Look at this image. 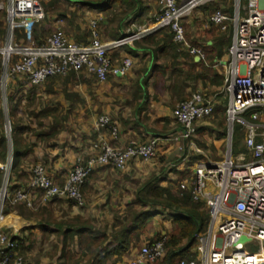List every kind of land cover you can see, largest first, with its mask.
Masks as SVG:
<instances>
[{
	"label": "crops",
	"instance_id": "1",
	"mask_svg": "<svg viewBox=\"0 0 264 264\" xmlns=\"http://www.w3.org/2000/svg\"><path fill=\"white\" fill-rule=\"evenodd\" d=\"M176 1L182 3L186 0ZM232 2V0L212 1L195 9L183 20L187 44L202 50L205 59L190 54L187 46L176 43L175 48L163 47L161 44L162 49L153 56L149 50L155 47L144 42L151 36L146 37L133 46H125L109 53L114 66L119 65L126 57L133 59L134 66L126 77L111 75L106 82L101 83L98 80L94 82L97 86L101 85L106 89H115L117 85H121L125 95L121 94L117 100H113L111 95L105 96L95 90L98 87L92 82L78 83L75 85L77 104L73 103L71 119L61 122L60 127L62 124L63 127L57 129L58 133L53 134L50 130L49 119L42 120V125L36 122L31 125L23 123L42 134L38 136L31 130L22 134L20 146L23 152L22 165L12 179V184L16 186L25 185L30 181L31 170L37 164H45L55 182L63 185L77 162L81 158L87 160L97 154L100 151L98 147L104 142L126 147L133 142L148 144L153 139H160L158 154L151 161L136 160L124 170L111 165L97 166L81 187V201L54 198L43 202L42 192H36L31 196L33 207L26 204L23 215H20L15 208L5 212V231L20 235L24 239L25 250L24 254L20 255L25 259L26 264H72L70 263L72 258L73 264H129L139 258V251L143 245L158 236L166 237L173 232L174 219L169 212H163L148 219L132 233L130 243L126 242L127 238L122 235L124 232L122 230L129 224L124 220L127 212L132 210L129 204L135 199L139 187L148 178L159 175V169H166L164 160L168 161L170 156L180 151L182 156L179 158L180 161L175 163L176 169L192 171L195 164L201 161L195 160L194 155L204 156L202 160L208 159L203 144L198 145L199 142L196 140V143L195 139L197 135L204 134L197 131L202 127L199 125H204L201 122L212 118V114L197 122L193 137L184 141L178 138L180 128L174 120L173 111L180 102L189 99L195 92H201L212 98L214 109L218 107L214 98L206 91L218 88L212 83L210 73L203 72L202 67L192 68L191 62L193 59L196 63H203L205 67L221 74L219 67L222 66L218 63L227 60L228 50L221 59H214L213 65L208 63L207 54L203 50L205 46L213 45L216 34L211 28H221L211 23L214 12L210 15L209 8L210 4H220L222 11L231 14ZM86 8L90 10L86 15L88 25L78 24L70 34L65 32L72 42L81 43L85 40L84 35L91 33L92 20L97 21L100 39L108 42L119 38L123 30L132 23L146 26L153 24L159 12L157 0H139L137 15H135L136 11L122 4L121 0L106 10L88 6ZM220 31L230 34L232 43V25L228 24L226 30L221 28ZM87 39L89 40V35ZM173 57L176 58L174 62L170 60ZM91 78L95 79V77ZM140 85H144L147 89L146 99L134 97V89ZM227 104L223 109L225 114L221 115L220 119L224 120L226 117ZM5 108L3 107L7 116L5 133L9 147L5 160L0 155V171L2 170L3 178L10 176L13 161L12 124L9 119V109ZM99 115L110 116L112 124L97 130L94 119ZM215 121L218 122L219 119L214 120L210 127H204L212 132L209 137L212 136L216 144L222 138L219 136L220 130L216 129L219 127ZM227 130L229 147L233 136L230 138L228 125ZM215 133H218L219 137H214ZM27 149L29 150L25 153ZM165 174L168 176L167 173ZM171 182L173 181L167 177L162 185L168 186ZM184 182L188 181L182 183ZM134 209L140 210L138 207ZM122 248L129 250L118 253L117 250ZM99 249H105V252H96ZM33 255L38 257L33 259Z\"/></svg>",
	"mask_w": 264,
	"mask_h": 264
},
{
	"label": "built area",
	"instance_id": "2",
	"mask_svg": "<svg viewBox=\"0 0 264 264\" xmlns=\"http://www.w3.org/2000/svg\"><path fill=\"white\" fill-rule=\"evenodd\" d=\"M157 1L159 15L153 24L132 23L115 40L103 42L97 21L92 20L88 44L70 41L62 29L39 44L34 27L45 19L40 1L7 0L6 32L0 45L5 85L17 74L24 75L26 81L34 85L71 72L92 75L101 83L111 75L126 77L133 68V59L126 57L114 66L109 53L133 46L166 28L172 31L175 43L187 46L190 54L205 59L202 50L187 44L183 20L195 9L215 0ZM232 1V13L217 10L211 16V23L223 30L228 24L233 27L228 58L218 65L224 69L223 93L228 98L226 121L230 138L235 125L240 126L245 150L236 155L227 153L219 162L207 159L195 164L193 200L204 205L209 217L206 230L195 234V258L180 264H264V0ZM213 111V99L201 92L180 102L173 111L180 128L178 138L191 139L196 123ZM111 124L112 119L107 115L94 119L97 130ZM159 145L160 139L148 144L133 142L126 147L104 142L97 154L77 162L63 185L55 183L44 166L37 164L32 169L28 187L15 192L11 203L25 202L32 208L31 196L36 192H42L43 202L52 198L81 201V187L97 166L111 165L124 170L133 161H151L156 158ZM190 186L188 182L181 184L183 190ZM7 187L8 184L0 202V264H25L16 252L17 243L5 232ZM242 237L246 241H239ZM165 243L166 237L146 243L139 251V258L129 264H151L159 260L165 255ZM251 244L257 246L255 251L246 249Z\"/></svg>",
	"mask_w": 264,
	"mask_h": 264
},
{
	"label": "trees",
	"instance_id": "3",
	"mask_svg": "<svg viewBox=\"0 0 264 264\" xmlns=\"http://www.w3.org/2000/svg\"><path fill=\"white\" fill-rule=\"evenodd\" d=\"M116 2H120V0H80V3L88 6L90 8H97L100 10H106L110 7H112ZM139 0H121L122 4H125L129 7V9L136 11V14H139L137 7H138ZM210 15L217 10H222L220 4L214 5L210 4ZM159 15V14H158ZM46 19V18H45ZM44 19V20H45ZM43 20V21H44ZM42 21V22H43ZM156 19L154 20V22ZM153 22V23H154ZM40 24V23H39ZM38 24L34 28L35 38L39 44H42L45 42L46 37L50 34V32L47 29V23L39 25L42 26L40 29L37 27ZM214 33L216 36L213 40V45L211 46H205L203 49L207 57L213 65L214 59H221L228 50V47L231 43V35L227 33L221 32L220 27H213ZM6 32V11L1 14L0 16V41L3 40ZM22 33L19 32V36H21ZM89 35V40L87 39ZM151 35L149 39L144 40L147 44H151L155 47V49H150V54L153 56H156L157 51L161 50L160 47L161 44H163V47H171L175 48V42L173 39V33L169 28L162 29L158 31L157 33ZM156 35V36H155ZM84 41L81 42L82 44H88L91 40V33L84 35ZM177 44V43H176ZM176 58H171L170 60L172 62L175 61ZM134 66V64H133ZM192 68H200L202 67L203 72L210 73V79L212 80V83L214 85H217L218 89L223 88V82H224V69L223 67H219L221 74H219L217 71L211 70L209 67H205L203 63H196L193 59L191 62ZM155 66L152 67L154 69ZM2 60L0 57V77L2 75ZM15 76H19L20 80L15 82L13 79L11 80V84L9 86L10 91L7 95V102H8V113H9V119L11 120L12 129H11V139L13 144V161L9 176V184L7 187V195L8 199L5 201V212H7L9 209L17 208L20 215L24 214V209L26 207L25 202H17L14 206L11 204V199L14 197V193L18 190H22L28 187L30 181L26 183L25 185L16 186L12 184L13 175L16 174L20 168H21V157L23 156V152H21V143L22 139L21 136L23 133H25L28 130L33 131V133H36V135L40 136L42 132H36L35 129H32L30 126H25L23 123L17 122V117L20 115V108L21 105L28 102L32 103V101L35 99V93L37 91V88L35 86H42L45 82L48 80H51L53 78L48 79L42 84L34 85L26 81V77L24 75L17 74ZM93 77L92 75H88L85 73H77V72H71L67 75L66 81L67 82H77V83H89L87 78ZM95 82H98L95 78ZM147 82V81H146ZM144 83V82H143ZM39 86V87H40ZM26 94H25V93ZM38 96V95H37ZM77 96V93L76 95ZM67 98L71 96H66ZM134 97L137 99H146L148 97L147 89L144 88V85H140L137 88L134 89ZM1 98V97H0ZM185 98H182L184 100ZM228 103V98L226 97L224 100V104ZM46 107L40 108L39 110H32L31 114L35 121H37L40 125H42V120L44 119H51L52 118V110H49L47 105H44ZM74 105H69V108L67 109V115L71 114L72 109ZM219 107H215L212 116L216 120L219 119L216 124L219 128L222 129V133L219 132V136L221 138L226 137L227 134V127L225 126L224 120L220 119L222 118L221 115L225 114V111L219 112ZM218 116V117H217ZM7 116L4 113L3 107L1 105V99H0V149L2 159L5 160V157H7V151L9 147L7 135L5 133V120ZM68 117L65 116V120L63 122H67ZM67 120V121H66ZM30 125V124H29ZM61 121L53 118V122H49V128L52 130L53 134L58 133L57 129H61L60 127ZM199 133H206L212 134L211 131H208V128L201 127L197 130ZM244 140V132L242 131V128L240 126L234 127L233 132V138H232V153L233 155L238 154L241 152L244 148L241 147V142ZM29 149L25 151V153L28 152ZM195 160H202L204 159V156L201 155H194L193 156ZM180 160H175V163H178ZM47 172V175L55 182L53 177L51 176L49 170L47 169L45 164H42ZM2 171V170H1ZM0 171V182L3 178V173ZM32 171V170H31ZM172 172H175L178 177H180V182L178 180L177 184L171 182L168 186L162 185L164 181L167 180V175L164 173L161 175H154L147 179L137 190L135 199L129 204V207L132 208L131 211L127 212V216H125L124 220L125 222H128L129 224L124 227L122 231V235H124L127 239L126 242L130 243V240L132 238V233H134L136 230H138L148 219L154 217L155 215L161 214L163 212H169L173 219L175 224V229L173 232L166 236V243H165V255L160 258L159 260L151 263V264H180L183 260H191L195 258L194 248L196 246V240H195V234L204 232L207 227L208 222V211L204 207L203 204L197 203L193 200V173L192 171H179L176 168H173L170 170ZM171 173V172H170ZM32 175V172H31ZM163 175V176H162ZM31 180V179H30ZM183 181H188L189 184H191L190 189L183 190L181 188V184ZM56 183V182H55ZM54 199V198H52ZM51 199V200H52ZM25 205V206H24ZM138 207L140 210H135L134 208ZM8 236L14 240L17 243V254H24V239L20 235H13L12 233H9L7 230L5 231ZM160 237L153 239L150 242H154ZM123 244V243H122ZM128 248H122L117 250L118 253H124L128 251ZM98 253L105 252V249H99L96 250ZM25 262V261H24ZM26 264V262H25Z\"/></svg>",
	"mask_w": 264,
	"mask_h": 264
},
{
	"label": "rangeland",
	"instance_id": "4",
	"mask_svg": "<svg viewBox=\"0 0 264 264\" xmlns=\"http://www.w3.org/2000/svg\"><path fill=\"white\" fill-rule=\"evenodd\" d=\"M39 1L42 4L46 12V19L40 24H38L37 27L40 29L45 24V22L47 23L48 25L47 29L50 32V34L46 38L52 35L57 30V28L58 29L60 28L64 32H68L70 34V32L74 31V29L77 27L78 24L87 26L89 23L86 15H87V12H89L90 10L86 8L87 6L81 4L80 0H72L73 2L70 0H39ZM6 6H7V0H0V16L2 13L5 12ZM39 25H42V26H39ZM34 36H35V33H34ZM3 40L0 41V45L3 43ZM208 63H210L209 59H208ZM66 78L67 76L65 77L58 76L51 80H48L47 82L44 83V85L40 86V88L38 87L35 93L36 95L35 99L32 101V103H30L29 105L28 102L26 101V103L21 105V108H20L21 113L20 115H18L16 119L17 122L26 123L30 125L33 122H36L38 124V122L34 120L31 114V111L32 110L36 111V110H39L40 108L42 109L46 107L44 105H47L49 107L48 109L52 110V118L49 119V122H53V118L63 122L65 120V116L68 117L67 120H70L72 113L67 115V109L69 108V105L73 103L77 104V96H75L76 95L75 85H77L78 83L75 81L67 82ZM12 79L15 82L20 80L19 76H14L10 78V80H8L7 86H6L5 81L2 78V75L0 77V97H1L0 99H1V105L4 108L8 107L7 95L9 94V91H10L9 86L11 84ZM87 80H89L88 82L90 83L92 82L94 85L97 86V84L94 83L95 82L94 78L89 77L87 78ZM117 86L118 87L115 89L114 88L106 89V88H103V86L98 85L97 86L98 88H96L95 90L100 91L105 96L111 95V98H113V100H117L119 96H121V94L125 95L124 88L121 85H117ZM206 91L211 97L214 98L216 104L219 107L218 110L219 112H221L225 108V105H226L224 104V100L226 96L223 93V88L222 87L219 89L211 88ZM66 96H71V97L67 98ZM213 117L205 119L204 121L201 122V124H204V125H199V126L210 127L209 125L212 124V122L215 120ZM224 118H225L224 123H225V126L227 127L226 117ZM235 126L237 127V125ZM216 129H219L220 132L222 130L221 128H216ZM213 136L219 137L218 133L213 134ZM210 137L212 138L211 140H210ZM210 137H209L208 132H206L202 135H197L195 141L197 140L199 142L197 143L196 141L198 145H200V143L203 144L204 153L207 155L208 159L214 162H219L223 160L228 153L227 152L229 148L228 147V141H229L228 132H227L226 137L222 138L221 141H217L216 144L214 143L213 137L212 136ZM207 142L209 144L208 146H207ZM243 145H244V140H242L241 142V147H243ZM231 146H232V141H231ZM181 156H182V153L178 151L175 155L170 156L168 161L164 160L163 162L166 166V169H161V170L159 169L158 171L160 172L159 175L163 173H167L170 180H172L174 183L177 184L178 180L180 182V177H178V175L175 172H172L170 170H172L173 168H176L174 161L181 158ZM163 170L165 171L163 172ZM150 171L152 173V170ZM2 180L3 182H0V202L3 197L4 187L10 183L8 181V176L6 178L5 177L2 178ZM4 211H5V208H4ZM246 249L250 251H255L257 249V246L255 244H251V245H248ZM19 256L22 257L20 254ZM38 256L33 255L32 258L34 259V258H37ZM23 260L25 259L23 258ZM70 263L72 264L74 263L73 258L70 259Z\"/></svg>",
	"mask_w": 264,
	"mask_h": 264
},
{
	"label": "water",
	"instance_id": "5",
	"mask_svg": "<svg viewBox=\"0 0 264 264\" xmlns=\"http://www.w3.org/2000/svg\"><path fill=\"white\" fill-rule=\"evenodd\" d=\"M230 142H231V141H230ZM228 153H231V143H230V145H229ZM239 241H241V242L246 241V238H245V237H242L241 239H239Z\"/></svg>",
	"mask_w": 264,
	"mask_h": 264
}]
</instances>
